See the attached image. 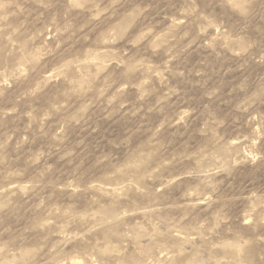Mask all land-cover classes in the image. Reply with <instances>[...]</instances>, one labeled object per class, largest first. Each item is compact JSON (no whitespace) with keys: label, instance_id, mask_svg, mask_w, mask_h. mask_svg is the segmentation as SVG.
<instances>
[{"label":"rangeland","instance_id":"374dc122","mask_svg":"<svg viewBox=\"0 0 264 264\" xmlns=\"http://www.w3.org/2000/svg\"><path fill=\"white\" fill-rule=\"evenodd\" d=\"M0 264H264V0H0Z\"/></svg>","mask_w":264,"mask_h":264}]
</instances>
